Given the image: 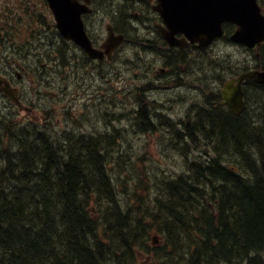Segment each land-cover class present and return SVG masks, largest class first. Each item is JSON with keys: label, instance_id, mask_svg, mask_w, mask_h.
Wrapping results in <instances>:
<instances>
[{"label": "trees", "instance_id": "trees-1", "mask_svg": "<svg viewBox=\"0 0 264 264\" xmlns=\"http://www.w3.org/2000/svg\"><path fill=\"white\" fill-rule=\"evenodd\" d=\"M216 100L217 92L211 91L207 99L210 107L191 106L186 111L187 117L179 122L183 129L181 131L174 130L179 127L176 121L168 122L170 142L177 141L176 137L178 141L183 140L181 144L177 142L171 145L181 154L182 166L179 167H182L186 174L174 175L172 178L159 176L158 187L155 190L154 186L147 188V195L140 196L137 194V187L140 186L138 180L131 176L130 172L140 173V180L143 182L141 184H147L150 181L147 174L150 169L149 163L146 166L142 163L139 167L132 161L126 168L122 166L124 160L118 161V156L124 153L121 149L123 144H120L121 142L106 144L105 141L114 136L124 137L121 130L114 129L112 133L98 130L99 133L97 132L94 137L84 135L81 131L65 132L61 136H55L48 130H28L11 123L10 118L7 122L3 119L2 122L7 129V140L22 132L16 135L18 141L14 144L19 145L16 150L11 149L10 144H0V254L10 253L11 257L7 264H139L137 246L146 250L153 246L155 249L151 237L153 232L161 236L162 247L156 249L157 255L145 264H260L264 260V252L257 258L243 259L249 254L245 247L247 244L264 240V193L258 190L257 178L251 179L254 175L248 174L244 169L249 165L250 158L246 155L243 144L236 145L235 140L231 142L228 135L232 131L257 130L262 133L264 120L261 117L255 124L246 116L232 117L239 123V127L238 123H235L236 126H223L220 117L216 124L215 120L219 115L215 111L219 106L213 105V101ZM150 103L147 98L139 97L134 119L141 128L144 116L151 117L148 119L151 122L153 120L154 127L150 131L153 132L158 123H161L163 116L153 110ZM196 107L201 109L204 117L199 120L197 128L186 131L183 127L190 129L189 122L199 116L197 113L200 109ZM260 133L255 137L251 136L250 149L253 151L264 150V144H256L259 143ZM24 141L33 143L32 153L24 150L22 144ZM206 145L211 147L214 155L209 154ZM114 149L117 152L116 160L112 154ZM221 156L230 158L229 162L223 161ZM201 159L205 160V163L199 168L201 172H198L195 166ZM234 159H238V162ZM226 162L229 164L232 162L230 165L234 167L227 168ZM33 165L41 169V173L53 174L40 180L41 173L36 174L39 171L35 172L36 175L24 171ZM250 168L257 176L264 170L262 164L259 167L251 165ZM110 172L118 173L113 177ZM121 172H128L123 180ZM214 173L221 176L216 178ZM235 182L241 185L234 186ZM91 183L94 186L89 189ZM33 185L50 188L47 198L57 204H54L57 216L51 218L50 202L38 198ZM232 191L237 196H231ZM37 194L39 196L40 193ZM200 195L205 197L210 206L217 210L222 209L217 217H212L210 229L206 231V227L203 226L204 231H201V227L197 229L191 224L187 227L183 225V228L176 225L169 214H177L179 210L169 213L166 208L177 204L184 211L188 207L196 208ZM115 198L119 200L118 203L115 202ZM11 201L19 203V209L9 210L7 206ZM138 204L151 208L152 211L144 220L149 221L148 223L142 222V218L138 216L142 209ZM235 214L241 215L234 218ZM204 215L202 210H192L188 213V216L193 218H204ZM77 216L85 218L90 229L83 227L80 233L73 235L70 223L74 222L75 226L77 223L80 224V220H76ZM229 220H241L240 225H228ZM12 224L16 226L18 236L12 234ZM221 228L228 230L221 232ZM11 235L13 241H7ZM93 239H97V242H92ZM106 239L108 241H105ZM206 243L213 244L210 248L218 249L215 252L219 254L201 258L200 246ZM197 255L200 258H197Z\"/></svg>", "mask_w": 264, "mask_h": 264}, {"label": "rangeland", "instance_id": "rangeland-1", "mask_svg": "<svg viewBox=\"0 0 264 264\" xmlns=\"http://www.w3.org/2000/svg\"><path fill=\"white\" fill-rule=\"evenodd\" d=\"M0 2H2V0H0ZM111 17L112 16H109L108 19ZM121 25L123 27L128 28L127 25L125 24L124 25L121 24ZM101 34L104 35L105 32L101 30ZM234 48H230L227 51H224L217 47L213 53V55L216 56H224L225 60L222 61V65L223 67H225L224 71L227 69V67L232 66L235 60V56L238 58L244 57L242 51H237ZM147 57L148 58L145 59H147L148 61L153 60L154 62V65H150L146 67L147 69L146 77L148 80H151L153 79V75L155 73L154 71L156 68L155 64L157 62L156 58L159 56L156 55L155 59H153L151 55H147ZM187 58L188 60H190V62H192L190 56H187ZM50 62L52 61L50 60L48 55H46L44 59V63H45L44 68H46V72L43 74L42 77H39V82L44 83L51 90L50 93L51 96L55 97V100L54 99L50 100V107H52L54 114L63 115V112H65L66 116L69 117L70 116L69 112L71 110L70 111L68 110V105L71 104L72 110L74 111L76 110V112H80V114L85 116L82 119L87 120L88 119L87 116L89 114L88 110L86 111V109H83L81 111V109L88 104V108H90V114L93 113L91 115L92 116L91 120L97 129L101 127L106 132L107 131L114 132V127H123L124 133L126 134L127 138L123 137L120 142H122L123 144L121 146V149L125 154L124 153L120 154L118 156L119 158L118 161L124 160L122 164L126 165L125 166L126 168L129 167V163L131 164V162L134 159L137 162V165L140 163V161H142L145 164L147 163L153 164L154 170L157 173L169 174L170 171L172 172L175 171L173 165L182 164L181 155L168 147V145L171 144L170 143L171 136L169 139L170 131L168 129H163L162 133L160 134H156V133L150 134V132H147L148 134H143L140 133V131L138 130V126L134 121V119H130L129 122H118L116 120L117 115L128 111L130 112L135 108L131 100V97L133 96L137 97L138 89L144 83V79L140 74V70L136 66V65L143 66V56H141L140 52L135 47L131 45L128 46L111 64L105 65L102 68H98L97 70L95 68H91L90 70H85L82 69L81 66H79L78 70L75 71L72 68H64L61 65H55L54 62L51 64ZM214 69L215 72H219L220 68H218L215 65ZM142 72L145 73V70H142ZM172 77L174 79H177V76L175 74H172ZM65 81L67 82V84ZM168 90L169 89H163V93L161 97L171 100L172 103L175 105L176 118L180 116H184L183 106L187 103L185 97L186 91L184 89L174 90V91H168ZM36 92L37 90L34 91V93ZM154 98L157 99L156 96H154ZM254 99L256 100V95L254 96ZM198 101L199 99L195 100V102ZM112 104L118 105V108L112 106ZM78 106H81L80 109ZM188 107L189 104L186 105L185 111H187ZM85 112H87V114H83ZM36 115H38L37 112ZM220 117H222L223 121L221 125L223 126L225 125L236 126V124L238 123L236 120H234L231 117V115L225 116L224 114H219L215 122H217V120ZM259 120H261V118H259L257 121ZM216 124H218V122ZM237 126L239 127V123L237 124ZM61 127H62L61 122L56 121L55 124L52 126V130L58 131L61 129ZM145 144H149L148 148L145 147ZM115 148H117V146ZM145 150H147V153H145ZM113 152H112L113 158H115L116 160L117 152H115V149L113 150ZM110 173L114 177L117 175L118 172H110ZM121 174L123 175L122 178L123 180L124 177H126V174H128V172L127 173L121 172ZM137 175L140 176V173L137 172L136 174H133V177L137 179L138 178ZM157 187L158 184L155 185L153 189L155 190ZM147 193L148 191L146 188L142 186L137 187V194L139 196L147 195Z\"/></svg>", "mask_w": 264, "mask_h": 264}, {"label": "water", "instance_id": "water-1", "mask_svg": "<svg viewBox=\"0 0 264 264\" xmlns=\"http://www.w3.org/2000/svg\"><path fill=\"white\" fill-rule=\"evenodd\" d=\"M49 1L59 19L63 33L67 37L76 39L91 55L101 56L91 49L83 31L81 34L73 32V23L78 13L73 0ZM156 8L162 13L166 23L171 25V31L164 33L172 43L182 44V41L175 38V34L182 31L191 41H200L201 45H206L221 33V24L225 20L242 24L243 28L233 36L238 41L252 45L264 37V17L256 0H160ZM114 38L111 33L106 47ZM249 75L264 82L262 74ZM233 95L234 93L231 94V98Z\"/></svg>", "mask_w": 264, "mask_h": 264}, {"label": "bare ground", "instance_id": "bare-ground-1", "mask_svg": "<svg viewBox=\"0 0 264 264\" xmlns=\"http://www.w3.org/2000/svg\"><path fill=\"white\" fill-rule=\"evenodd\" d=\"M109 17V16H108ZM57 71V70H56ZM262 72H264L263 70H261ZM62 72V71H61ZM59 73V72H58ZM50 75V74H49ZM49 75H47V76H49ZM47 78V77H46ZM64 79V78H63ZM59 81V80H58ZM66 82V81H65ZM66 84H67V82H66ZM84 85V84H83ZM49 86V85H48ZM58 86V85H57ZM85 87V86H84ZM71 89V88H70ZM73 91V90H72ZM67 96V95H66ZM66 96H65V98H66ZM97 97V96H96ZM74 99V98H73ZM66 100V99H65ZM95 100V99H94ZM116 100V99H115ZM85 102V101H84ZM104 102V101H103ZM70 103V102H69ZM103 105V104H102ZM50 106V105H49ZM86 106V105H85ZM123 106V105H122ZM79 107V109H80V107L81 106H78ZM101 107V106H100ZM104 107V106H103ZM118 108V107H117ZM76 109V108H75ZM104 109V108H103ZM109 109V108H108ZM113 109V108H112ZM120 109V108H119ZM56 110V109H55ZM59 110V109H58ZM89 110H90V108H89ZM106 110V109H105ZM65 111V110H64ZM67 111V110H66ZM76 111V110H75ZM87 111V110H86ZM57 112V111H56ZM55 112V113H56ZM94 112V111H93ZM96 112V111H95ZM109 112V111H108ZM83 114H87V112H85V113H83ZM93 114V113H92ZM91 114V115H92ZM99 114V113H98ZM110 114V113H109ZM151 114H152V112H151ZM101 115V114H100ZM87 116V115H86ZM85 117V116H84ZM101 117V116H100ZM107 117V116H106ZM117 117V116H116ZM248 119H250L251 120V118L249 117V116H246ZM262 117V119L264 120V113H258L257 112V109L255 108V122L259 119V118H261ZM148 118H151V117H148L147 115L146 116H144V120L143 121H141L142 123H141V128L143 129L142 131L144 132V133H147V132H150L151 131V129H152V127H154L153 126V120H152V122H151V120L150 119H148ZM153 118V117H152ZM202 118H203V116H197L196 117V119H195V121H190L189 122V124H190V129H186V131H188V130H191V129H194V128H197L198 127V122H199V120H202ZM256 118H258V119H256ZM94 119V118H93ZM104 119H106V118H104ZM101 120V119H100ZM112 120V119H111ZM114 120V119H113ZM92 121V120H91ZM94 121V120H93ZM253 122V121H252ZM57 123H59V122H57ZM112 123V122H111ZM254 123V122H253ZM55 124V123H54ZM156 124V123H155ZM58 126H60V125H58ZM57 126V127H58ZM55 127V126H54ZM96 127V126H95ZM100 127V126H99ZM60 128V127H59ZM58 128V129H59ZM56 130V129H55ZM220 130H221V128H220ZM195 131V130H194ZM238 132H241V131H235V132H230L229 133V135H228V138L231 140V142H232V140L234 139L235 140V144L236 145H240V144H243V147L245 148V153H246V155H249V158H250V161L248 160V164L249 165H246L245 167L248 169H246V168H244L245 170H246V172L249 174V173H251V174H253L254 175V177L253 178H251V179H256L257 178V181H258V184H256L257 185V187H259L258 188V190L259 191H262L263 193H264V170H263V173H260L259 174V176H257V173H253L252 171H251V168H250V166L251 165H256L257 167H259V165L260 164H262L263 165V168H264V150H260V149H258V150H256V151H253V150H251L250 149V140H251V136H253V137H255L258 133H260V132H257V130L256 131H245V132H241L240 134H238V135H236V133H238ZM80 133V132H79ZM98 133H99V131H98ZM141 133V132H140ZM185 133V132H184ZM183 133V134H184ZM191 133V132H190ZM243 133H246V134H243ZM77 134V133H76ZM52 135V134H51ZM87 135V134H86ZM134 135V134H133ZM185 135V134H184ZM61 136V135H60ZM77 137V136H76ZM122 136L121 137H117V136H114V137H112V138H110V139H108V140H105L106 141V144H118L121 140H122ZM176 139L178 140V137H176ZM188 139V138H187ZM189 139H191V138H189ZM201 140V139H200ZM199 140V141H200ZM203 140V139H202ZM98 141V140H97ZM139 141V140H138ZM180 141H181V139H180ZM63 142V141H62ZM72 142V141H71ZM185 142V141H184ZM195 142V141H194ZM206 142V141H205ZM171 144H176V141L175 140H173L172 142H170ZM180 143V142H179ZM203 143V142H202ZM208 144H209V142H207ZM252 143H254L253 141H252ZM73 144V143H72ZM97 144V143H96ZM181 144V143H180ZM201 144V143H200ZM256 144H264V131L262 132V133H260V140H259V143H256ZM232 145V144H231ZM258 146V145H257ZM190 148H191V146H190ZM231 148V147H230ZM229 148V149H230ZM113 151V150H112ZM96 153V152H95ZM114 153V152H113ZM227 153V152H226ZM110 154V153H109ZM165 154V153H164ZM229 154V153H228ZM234 154V153H233ZM226 155V154H225ZM230 156L229 157H231V154H229ZM11 156L13 157L14 155H12L11 154ZM17 156V155H16ZM93 156V155H92ZM206 156V155H205ZM227 156V155H226ZM226 156H221L222 157V160L223 161H228L229 162V159H227V157ZM235 156V155H234ZM234 156L232 157V158H234ZM96 157V156H95ZM103 157V156H102ZM236 157V156H235ZM6 158V157H5ZM207 158V157H206ZM219 158V157H218ZM237 158V157H236ZM3 159V158H2ZM14 159V158H13ZM30 158H28V160H29ZM216 159V158H215ZM221 159V158H220ZM113 160V159H112ZM208 160V159H207ZM234 160H236V159H234ZM238 160V159H237ZM236 160V161H237ZM240 160V159H239ZM1 161V160H0ZM33 161V160H32ZM103 161H105L104 159H103ZM114 161V160H113ZM232 161V160H231ZM241 161V160H240ZM126 162V161H125ZM238 162V161H237ZM16 163V162H15ZM47 162H45V164H46ZM116 163V162H115ZM205 163V160H203V159H201V160H198L197 161V163H196V166L195 167H197V169H198V172H201L200 171V167H202L203 166V164ZM207 163V162H206ZM225 163V162H224ZM232 163V162H231ZM230 163V164H231ZM5 164V163H4ZM23 164V163H22ZM109 164V163H108ZM111 164V163H110ZM130 164V163H129ZM208 164V163H207ZM229 163H227L226 162V165H227V168L229 167V168H232V167H234L233 165H230ZM3 165V164H2ZM15 165H17V163L15 164ZM123 165V164H122ZM127 165H128V163H127ZM241 165V164H240ZM29 166V165H28ZM27 166V167H28ZM123 166H126V165H123ZM223 166H224V164H223ZM237 166V165H236ZM4 167V166H3ZM34 165L33 166H31V167H28V168H26V170H24V171H26V172H28V173H30V174H35V172H37V171H39V172H37L36 174H39V173H41V169L39 170L37 167H34ZM116 167V166H115ZM191 167H193V166H191ZM206 167H208V166H206ZM5 169V168H4ZM34 169V170H33ZM212 169V168H211ZM78 169H76V171H77ZM195 170V169H194ZM205 170V169H204ZM131 171V170H130ZM168 172V171H167ZM195 172V171H194ZM207 172V171H206ZM238 172V171H237ZM125 173V172H124ZM131 173V176H133V173L132 172H130ZM35 174V175H36ZM51 174H53V173H51V172H42L41 173V175H40V180H42L43 178H48V176L49 175H51ZM198 174V173H197ZM215 174V173H214ZM213 174V175H214ZM128 175V174H127ZM205 175H206V173H205ZM138 176V178H137V180H138V183H139V185L140 186H142V187H144V188H152L153 186H155V185H159V176L158 175H154L155 176V180L153 181V182H147V184H141V183H143L142 182V180H140V176L139 175H137ZM221 176V174H215V177L217 178V177H220ZM179 177V176H178ZM208 177V176H207ZM211 178V177H210ZM225 178V177H224ZM132 179V178H131ZM136 179V178H135ZM209 179V178H208ZM219 179V178H218ZM250 179V180H251ZM90 180H91V178H90ZM226 180V179H225ZM36 181V180H35ZM39 181V180H38ZM129 181V180H128ZM189 181V180H188ZM214 181H215V179H214ZM230 181H231V179H230ZM234 181V180H233ZM93 182V181H92ZM118 182V181H117ZM116 182V183H117ZM191 182H192V180H191ZM218 182V181H217ZM220 182V181H219ZM223 182V181H222ZM221 182V183H222ZM227 182V181H226ZM225 182V183H226ZM41 183V182H40ZM137 183V182H136ZM194 183V182H193ZM252 183V182H251ZM46 184V183H45ZM113 184V183H112ZM119 184H122V183H119ZM196 184V183H195ZM205 184H206V182H205ZM208 184H209V182H208ZM214 184V183H213ZM117 185V184H116ZM194 185V184H193ZM198 185V184H197ZM217 185V184H216ZM237 185H241L239 182H235V184H234V186H237ZM93 184L91 183L90 184V186H89V189H92L93 188ZM230 186V185H229ZM33 187H34V185H33ZM128 187V186H127ZM130 187H133V186H130ZM203 187V186H202ZM201 187V188H202ZM205 187V186H204ZM225 187V186H224ZM252 187H254V186H252ZM191 188V187H190ZM194 188V187H193ZM196 188V187H195ZM208 188V187H207ZM206 188V189H207ZM49 189L50 188H47V187H34V191H35V193H36V196L38 197V198H40V199H42L43 201H48V202H50V204H51V209H50V211H49V213L51 214V218H54L55 216H57V211L55 210V206H54V204H56V203H53L50 199H48L47 198V196L50 194V192H49ZM212 189V188H211ZM226 189H227V187H226ZM255 189V188H254ZM69 190V189H68ZM114 191V190H113ZM131 191H132V189H131ZM130 191V192H131ZM211 191V190H210ZM215 191V190H214ZM118 192V191H117ZM209 192V191H208ZM228 192V191H227ZM261 192V193H262ZM37 193H40L39 194V196H38V194ZM217 193V192H216ZM258 193V192H257ZM260 192H259V194H261ZM117 194V193H116ZM164 194V193H163ZM191 194V193H190ZM221 194V193H220ZM253 194H255V193H253ZM162 195V194H161ZM263 195V194H262ZM117 196V195H116ZM153 196V195H152ZM157 196V195H156ZM159 196V195H158ZM228 196H230V195H228ZM231 196H237V194L234 192V191H232L231 192ZM126 197V196H125ZM160 197V196H159ZM189 197V196H188ZM198 197V196H197ZM218 197V196H217ZM223 197V196H222ZM149 198H151V197H149ZM208 198V197H207ZM253 198V197H252ZM258 198V197H257ZM192 199V198H191ZM199 204H200V207H199V204H198V207H196V208H192V207H188V209L187 210H185L184 211V209H182L181 208V206L180 205H171L170 206V208L169 209H167L166 208V210L169 212V213H174L175 211H177V210H179V213H177V214H169V217L173 220V222L176 224V225H178V226H180L181 228H183L182 226L183 225H185L186 227L189 225V224H191L193 227H195V228H200L201 227V231H204V228H203V226H205L206 227V231L208 230V229H210V225H211V221H212V217L214 216V217H217L218 216V213H219V211H221L222 209H220V210H217V209H215L214 207H212V206H210V204L208 203V201L205 199V197H203L202 195H200L199 196ZM130 200V199H129ZM147 200V199H146ZM152 200V199H151ZM211 200V199H210ZM123 201V200H122ZM131 201V200H130ZM249 201H251L250 199H249ZM115 202L116 203H118L119 202V200L117 199V198H115ZM146 202H148V201H146ZM193 202V201H192ZM213 202V201H212ZM14 203V204H13ZM125 203V202H124ZM141 203V202H140ZM152 203V202H151ZM211 203V202H210ZM236 203V202H235ZM245 203V202H244ZM251 203V202H250ZM262 203V202H261ZM19 203H15V202H9V204H8V206H7V208H9V210H12V211H14V209L15 208H17V209H19V205H18ZM213 204H215V203H213ZM249 204V203H248ZM57 205V204H56ZM114 205V204H113ZM147 205V204H146ZM150 205V204H149ZM20 206H21V204H20ZM122 206V205H121ZM124 206H125V204H124ZM131 206V205H130ZM138 206H140V208H142L141 210H140V212L138 213V216H140L141 218H142V222H144V220H145V218H147V215H148V213H150L152 210H151V208H148L147 206H144V205H141V204H138ZM153 206H154V204H153ZM122 208H123V206H122ZM239 208H241L242 210H244V208L243 207H241V206H239ZM249 208H251V207H249ZM109 209V208H108ZM155 209V208H154ZM153 209V210H154ZM257 209V208H256ZM134 210V209H133ZM192 210H202L203 212H204V218H193V217H191V216H188V213L190 212V211H192ZM135 211V210H134ZM248 211V210H247ZM197 212V211H196ZM240 215L241 214H235V216H234V218L235 217H240ZM200 216H201V214H200ZM77 221L78 220H80V224H78L77 223V226H75L74 225V222H72V223H70L71 225H72V231H71V234H73V235H77L78 233H80V230L83 228V227H85L86 229H90V226L87 224V222H86V219L85 218H81L80 216H77V219H76ZM148 220V219H147ZM246 220V219H245ZM150 221H152V220H150ZM240 221L241 220H229L228 221V225H233V226H239L240 225ZM149 221H147V222H144V223H148ZM113 223V222H112ZM12 234H17L18 233V231L17 230H15V228H16V226L14 225V224H12ZM67 227V226H66ZM66 227H65V230H66ZM118 227H120V226H118ZM69 230V229H68ZM228 230V228H221V232H226ZM263 230V229H262ZM206 231H205V233H206ZM219 232H220V230H219ZM118 234V233H117ZM17 236H18V234H17ZM16 236V237H17ZM257 237V236H256ZM7 238V237H6ZM196 238V237H195ZM202 238V237H201ZM13 236L11 235L10 236V240L7 238V241H13ZM90 239H92V236L90 237ZM97 240V239H96ZM96 240H92V242H97ZM100 240V239H99ZM123 240H125V239H123ZM198 240V239H197ZM220 241H223V240H221V239H219ZM105 241H108L107 239L105 240ZM215 241V240H214ZM242 241V240H241ZM113 242V241H112ZM211 242V241H210ZM224 242V241H223ZM107 243V242H106ZM213 246V244H211V243H206V244H203V245H201L200 246V254L199 255H201V258H202V256L203 257H205V258H209V257H211V256H213L214 254H216V253H218V252H215L216 250H218V249H216V250H214V247L213 248H210V246ZM245 245V244H244ZM262 245V246H261ZM194 247V246H193ZM223 247V246H222ZM245 247H247V249H248V251H249V254L247 255V257L245 258V259H243V260H250V259H252V258H257V257H259V255H261V253H263L264 252V240H257V243H254V244H252V242L250 243V244H247ZM209 249V250H208ZM223 252V251H222ZM221 253V252H220ZM219 254V253H218ZM244 256V255H243ZM10 257H11V255H10V253H8V252H4V253H1L0 254V258H1V260H0V264H7V261L10 259ZM197 258H200V257H198V255L196 256ZM204 258V259H205ZM203 263V262H202ZM260 264H264V260H262L261 262H260Z\"/></svg>", "mask_w": 264, "mask_h": 264}, {"label": "flooded vegetation", "instance_id": "flooded-vegetation-1", "mask_svg": "<svg viewBox=\"0 0 264 264\" xmlns=\"http://www.w3.org/2000/svg\"><path fill=\"white\" fill-rule=\"evenodd\" d=\"M131 46H134V45L131 44ZM251 54H252L253 59H254L253 63H247L245 61H240L239 62L240 63V70L246 71V70L249 69V66H247L246 64H253L255 68L264 71V43L262 44V46L260 48L256 47V48L252 49L251 50ZM173 61L177 62V63L179 62L178 58L176 56L174 57ZM181 61L188 65V71H189L190 76H192L193 78H197L200 81L208 80L209 83L216 84L217 82L220 81L222 75L225 74L224 68L221 67L219 69V72L221 74H219V75H217L215 77H212V75L210 73L211 67L210 68H203L202 66H200V65H198L196 63H193V64H192V62L188 63L185 58H181ZM191 68H193V69H191ZM248 89L250 90L249 94L255 95L253 93V91H252L254 89H250L249 87H248ZM196 108L200 109L199 107H196ZM194 115L195 114H193V116ZM197 115L203 116V112L201 111V109H200L199 113H197ZM228 115H230V114H228ZM246 116H249L251 118V121L254 122V120H255V105L254 104L251 105V107H250L249 111L247 112ZM195 119H196V117H194V119L192 121H195ZM162 124L163 123L161 122L160 125H162ZM183 128L186 130L185 127H183ZM174 130H178V127H176ZM12 140L15 141V142L18 141L17 139H12ZM22 144H23L24 150L27 153H32V144L33 143L28 142V141H24V142H22ZM44 155H46V154H44Z\"/></svg>", "mask_w": 264, "mask_h": 264}]
</instances>
